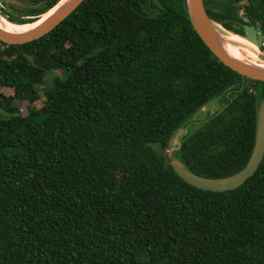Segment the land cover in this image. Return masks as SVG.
Listing matches in <instances>:
<instances>
[{"label": "trees", "instance_id": "1", "mask_svg": "<svg viewBox=\"0 0 264 264\" xmlns=\"http://www.w3.org/2000/svg\"><path fill=\"white\" fill-rule=\"evenodd\" d=\"M22 1L2 15L31 23L58 2ZM204 3L230 32L256 28L264 51V0ZM24 96L43 104L23 114ZM216 99L174 156L221 178L249 161L264 81L211 51L187 0H84L36 40H0V264H264V158L209 191L168 153Z\"/></svg>", "mask_w": 264, "mask_h": 264}, {"label": "water", "instance_id": "2", "mask_svg": "<svg viewBox=\"0 0 264 264\" xmlns=\"http://www.w3.org/2000/svg\"><path fill=\"white\" fill-rule=\"evenodd\" d=\"M59 1L60 0H58V2ZM83 1L84 0H67L63 6L54 11L34 28L23 33L9 32L0 27V40L7 44H24L36 40L56 28L74 10H76ZM187 5L193 27L205 44L224 64L245 77L264 81L263 67H256L247 64L231 56L224 50L220 42L222 38L218 30V23L211 19L204 0H187ZM0 15H2L1 12ZM263 158L264 101H261L258 109L256 138L252 154L247 165L239 172L221 178L206 177L190 170L176 156L171 157L174 169L182 179L197 188L209 191H227L240 187L248 178L256 173Z\"/></svg>", "mask_w": 264, "mask_h": 264}, {"label": "rangeland", "instance_id": "3", "mask_svg": "<svg viewBox=\"0 0 264 264\" xmlns=\"http://www.w3.org/2000/svg\"><path fill=\"white\" fill-rule=\"evenodd\" d=\"M3 2L9 3V4H14L16 6H24L25 5V2H23L22 0H5V1L0 0V3H3ZM242 13H243V11H242ZM217 26H218V30H219L221 36L225 35V34L226 35L229 34L228 32H230V31L226 30L222 25L218 24ZM245 32H246L245 39H247V40H245V41H232L233 44L240 47L242 52L244 51L243 53H244L246 58H251L256 54L258 61L263 62L264 61V51H263V49H261V46H260L261 41H263L262 36L259 34V32L256 28L246 27ZM230 33H233V32H230ZM222 38H223V36H222ZM57 73H59V72H55V71L47 72L46 77H45L46 81L51 83V80H53V78L56 76ZM18 100H20V101H16V103L21 107V112L23 114H28L32 109H38L43 104L42 100H39L36 103H32V102H30V100L26 96L19 98ZM221 107H222L221 100L216 99V100L210 102L205 107H203L199 112H197L195 114V116L193 117V119L191 120V123L187 127L181 128L180 130L177 131L176 134H174V136L171 140V145L168 149L169 155L171 157L174 156V152L178 149L181 139L184 137V135L188 131L187 128H191L193 126L196 127L203 120H205L207 117L216 113ZM117 178L119 179V175H117Z\"/></svg>", "mask_w": 264, "mask_h": 264}, {"label": "bare ground", "instance_id": "4", "mask_svg": "<svg viewBox=\"0 0 264 264\" xmlns=\"http://www.w3.org/2000/svg\"><path fill=\"white\" fill-rule=\"evenodd\" d=\"M66 2H67V0H60L51 10L46 12L37 21L31 22V23H23V24L14 23V22L9 21L7 18H5V16L0 15V27L9 31V32H14V33H23V32L29 31L32 28H34L37 24H39L41 21H43L45 18H47L49 15H51L58 8L63 6ZM228 33H229L228 35H226V34L222 35L223 38L221 36L222 39L220 40L222 47L224 48V50L227 53H229L231 56H233V57H235V58H237V59H239V60H241L247 64H250V65H253L256 67H263L264 68V61L259 62L257 57H256L257 56L256 54L251 58H246L244 53H243L244 51L242 52L240 47L236 46L232 42V41H245V40H247V39H245V37H243L239 34H235V33H230V32H228Z\"/></svg>", "mask_w": 264, "mask_h": 264}]
</instances>
